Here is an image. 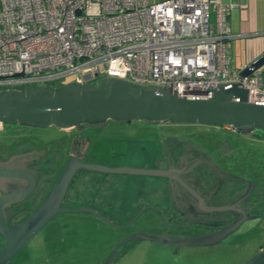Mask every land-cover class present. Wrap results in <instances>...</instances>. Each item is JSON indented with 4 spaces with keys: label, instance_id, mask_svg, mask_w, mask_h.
Returning <instances> with one entry per match:
<instances>
[{
    "label": "built area",
    "instance_id": "built-area-1",
    "mask_svg": "<svg viewBox=\"0 0 264 264\" xmlns=\"http://www.w3.org/2000/svg\"><path fill=\"white\" fill-rule=\"evenodd\" d=\"M224 0H0V90L117 77L206 97L242 82L264 101V65L241 76Z\"/></svg>",
    "mask_w": 264,
    "mask_h": 264
},
{
    "label": "water",
    "instance_id": "water-1",
    "mask_svg": "<svg viewBox=\"0 0 264 264\" xmlns=\"http://www.w3.org/2000/svg\"><path fill=\"white\" fill-rule=\"evenodd\" d=\"M262 65H264V52L241 69V76L249 75ZM205 91L209 93L206 97L179 95L176 90H171L166 85L140 84L117 77H104L99 83H80L72 80L57 86L27 87L19 83L0 90V122L32 126L55 125L66 129L87 121L102 123L109 119L120 121L143 119L154 123L171 121L224 124L245 133H252L258 127L264 128V101L249 100V91L242 82L220 83ZM43 150L28 148L8 158L0 159V185L10 190L17 188L20 193L18 198L21 199L36 183L33 173L26 168V161L35 159ZM209 164L220 171L219 165L212 159ZM172 170L175 169L170 165L167 167L111 166L70 155L44 201L23 220L8 224L2 210L4 202L10 199L9 192L0 196V235L6 239L4 247L0 248V264H6L18 248L58 212L89 211L114 224L105 210H98L92 206L63 205L72 179L78 171L169 177L171 187L174 188L175 182L171 180ZM26 178L30 179L29 183L25 182ZM232 205L231 202L229 205L215 206L214 209L227 210ZM240 213L241 215L227 225L195 236L168 234L166 228L161 233L134 232L118 242L100 264H110L117 253V247L131 238L174 244L176 248L181 245L216 244L232 234L245 219L254 218V215L246 213L244 208ZM231 216L234 217L232 214ZM242 264H264V247L256 250Z\"/></svg>",
    "mask_w": 264,
    "mask_h": 264
},
{
    "label": "rangeland",
    "instance_id": "rangeland-1",
    "mask_svg": "<svg viewBox=\"0 0 264 264\" xmlns=\"http://www.w3.org/2000/svg\"><path fill=\"white\" fill-rule=\"evenodd\" d=\"M73 76L68 75L67 82L72 81ZM100 81L101 79L94 78L91 83ZM225 126L224 124L199 122L164 121L154 123L143 119L132 121L109 119L101 124L85 123L82 126L74 127L69 133L66 132L68 128H60L55 125L6 124L4 129H0V141L4 142L6 137L9 139L10 133L15 130V133L16 131L19 133L20 139L27 138L37 148L46 145L51 151L59 152L63 156L71 150L73 141L77 142L84 137L88 140L86 160L111 166H136L135 163L153 159V154L156 152L158 142L164 132L193 130L202 135L212 136L215 140L228 139L232 144L234 141L239 142L240 148L235 149L234 153L240 159L241 164L233 165L231 160L236 159H229V168L250 177H255L258 174L259 176L264 175V138H254L253 140L250 137L252 133L239 131L230 125ZM254 131L264 135V128L258 127ZM242 140L244 141L241 142ZM93 174L98 178L102 176V174L101 176L97 173ZM113 174H110L108 184L90 179V182L85 185L87 191L84 194L81 190L75 192L77 187H73L72 191L74 192L70 191L71 195L64 201L65 207L86 206V203L96 198L95 203H99L102 208L113 214L115 210L113 208ZM75 178H77L75 180L77 186L80 177ZM116 179L120 182L123 180L122 178ZM153 184L139 182L138 186L142 185L145 192ZM104 199L105 201H102ZM259 207L262 212L260 219H250L243 226L245 232L235 233L226 238L224 242L214 245H181L176 248L173 244H159L142 240L139 243L130 241L124 246L125 249H131L126 254H120L111 264H242L256 250L264 247V203H261ZM149 211L150 209H145L144 212ZM57 214H62L65 219L58 222L55 219L51 220L53 229L52 234L48 237L49 246L40 245L37 238L41 235H37L35 239L21 247L7 264H99L106 258L109 251L127 235L128 231V234L133 233L137 231L133 229L143 225V222L140 219L137 221V219L131 225L115 229L117 232H113V229L105 228L106 226L100 223L101 219L97 218L98 221H94L85 218L88 217L87 215L93 214L89 211L71 210ZM132 230L133 232H131ZM67 241H70L71 246L62 248V245Z\"/></svg>",
    "mask_w": 264,
    "mask_h": 264
},
{
    "label": "flooded vegetation",
    "instance_id": "flooded-vegetation-1",
    "mask_svg": "<svg viewBox=\"0 0 264 264\" xmlns=\"http://www.w3.org/2000/svg\"><path fill=\"white\" fill-rule=\"evenodd\" d=\"M85 123L91 122L87 121L68 129L66 128V132L70 133L74 127L82 126ZM6 124L9 123L0 122V129H4ZM11 133L9 139L6 137L8 140L5 138L4 142L0 141V159L8 158L14 153L24 149L37 148V146H34L27 138L23 139L21 137L22 139H20L17 131L15 133L14 130ZM251 135L252 136L250 137H252L251 139L253 140L254 138H264V135H262L261 132L258 134L254 131ZM243 141L244 140L241 142ZM87 142L88 140L84 137L80 138L77 142L73 141L71 150L66 152L63 156L59 152L51 151L46 145L39 146L38 148L44 150L35 159L32 158L26 161V168L33 173L36 179L35 186L25 193L21 199L18 198L20 193L16 190L17 188L10 190L6 189L4 185H0V196L7 193V191L10 196L9 201L6 203L4 202L2 210L9 225L16 221L23 220L31 211L44 201L53 182L58 177L70 155L78 156L82 160L88 161L85 159ZM213 143L215 144L213 145ZM158 144L159 145L157 146L156 152H154L153 159L151 161L135 163L134 165L149 167L173 166L175 170L171 171V180L175 182L174 188L171 187L169 177L122 173L104 174L96 171H78L72 179L64 201L71 195L70 191L72 192L73 187L76 186L75 180L77 178L75 177L80 174L88 172L97 173L100 176L102 174L99 182H106V184L110 182V174H113V176H126L128 178H133V181H135L136 184H134V186L138 185V180L144 178L149 181V184L154 183L151 186L156 188L158 191V195L154 198H148L145 195L142 198L138 195H134V200H136V209L125 220H122L117 215L111 214L109 210L102 208L99 203H95L96 198L86 204V206H92L98 210H105L107 216L114 223L113 225L109 224L116 229L129 226L137 219V221H139V219L141 220L145 209H153L159 212L162 216L163 223L153 227H146L144 230L135 228L133 229L137 230L135 232L146 231L161 233L166 228L168 234L178 236H195L211 232L227 225L241 215L240 211L243 208L246 213L254 215V220H257L258 218L260 219L262 212L259 210V206L261 203H264V175L259 176L258 174L255 177H250L245 175V173L233 171L228 165L229 159H236L231 160L233 165L237 163L241 164L240 159L234 153L235 149L240 148V144H232L228 139L215 140L212 136L202 135L193 130L186 132L175 130L164 132L161 135V139ZM62 159L63 161L61 162ZM211 159L219 165L220 171L210 166L209 162ZM24 180L26 183L30 182V179L28 178ZM86 191V188L81 189L83 194ZM64 201L63 205L65 206ZM102 201H105V199ZM231 202L233 205L227 210L214 209L215 206L229 205ZM143 207L145 208L140 211ZM231 214L234 215V217H232ZM57 215L58 214H55L52 218H50L34 235H32L22 246H20L18 250L29 243L30 240L35 239L37 235H41L37 238L40 245H48V237L51 235L53 229L51 220ZM249 220L250 219H245L232 234H229L227 237L222 239L220 243L224 242L226 238L235 233L239 234L241 232H245L243 226ZM133 230L131 232H133ZM128 233L127 235H129ZM141 240L163 244L153 240H144L139 238L128 239L117 247V253L111 263H113L120 254H126L131 249H125V243L130 241L139 243ZM5 241L6 239L0 235V248L4 247ZM70 241L65 242L62 245V248H69L71 246L69 243ZM8 261L9 259L7 262ZM101 262H99V264Z\"/></svg>",
    "mask_w": 264,
    "mask_h": 264
},
{
    "label": "crops",
    "instance_id": "crops-1",
    "mask_svg": "<svg viewBox=\"0 0 264 264\" xmlns=\"http://www.w3.org/2000/svg\"><path fill=\"white\" fill-rule=\"evenodd\" d=\"M224 1L232 3L227 16L231 32L235 34V36L231 39V57L233 63L238 68L243 69L264 52V0ZM234 144L239 145V142L234 141ZM78 177H80V181L78 185L75 186L77 187V191L75 192L84 189L87 182H90V179L98 182L100 181V178L90 172L80 174ZM114 177L122 178L123 183ZM139 182L143 184V182L149 181L142 178L137 181V184H139ZM134 184L135 181H133V178H128L126 176H113V208H115L113 214L117 215L122 220H125L136 209V200H134V195H138L142 198L144 195L148 198H154L158 195V191L154 187H149V189L144 192L142 185L134 186ZM87 216L88 217L85 218H89L94 221H96L97 218L101 219L102 222L100 223L103 226H106L105 228H109L110 230L113 229V232H117V230H115L116 228L111 227L110 225L108 226L102 218L93 214H89ZM54 219L57 220V222L62 221L65 219V216L59 214L54 217L53 220ZM141 222H143V225L136 227V229L144 230L146 227L161 225L163 223V219L159 212L150 209L149 212H144L142 214Z\"/></svg>",
    "mask_w": 264,
    "mask_h": 264
},
{
    "label": "trees",
    "instance_id": "trees-1",
    "mask_svg": "<svg viewBox=\"0 0 264 264\" xmlns=\"http://www.w3.org/2000/svg\"><path fill=\"white\" fill-rule=\"evenodd\" d=\"M47 85H52V86H57V85H61V84H64L63 81H60V80H49L46 82ZM32 86H37V84H34Z\"/></svg>",
    "mask_w": 264,
    "mask_h": 264
}]
</instances>
